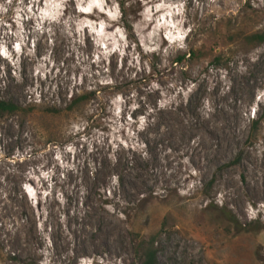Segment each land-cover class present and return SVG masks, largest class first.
<instances>
[{
  "label": "rangeland",
  "instance_id": "rangeland-1",
  "mask_svg": "<svg viewBox=\"0 0 264 264\" xmlns=\"http://www.w3.org/2000/svg\"><path fill=\"white\" fill-rule=\"evenodd\" d=\"M248 3L264 9L0 0V97L115 87L86 119L0 122V264H141L151 240L158 264H264V45L240 42L264 31V13L244 16ZM218 43L225 68L211 64ZM91 115L89 132L67 135Z\"/></svg>",
  "mask_w": 264,
  "mask_h": 264
},
{
  "label": "trees",
  "instance_id": "trees-1",
  "mask_svg": "<svg viewBox=\"0 0 264 264\" xmlns=\"http://www.w3.org/2000/svg\"><path fill=\"white\" fill-rule=\"evenodd\" d=\"M121 5V13L122 17L125 20V14H126V8L124 2L120 3ZM243 15L248 17L252 14H254L252 19L260 18L261 14L264 13V9H258L255 10L251 3H248L247 5L243 6ZM245 20V19H243ZM229 26L227 27L225 25L226 31H236L237 26L232 24V30L230 28L231 20H229ZM234 27V28H233ZM234 29V30H233ZM241 43L246 47H258L264 45V31L262 32H245L243 36H241L240 39ZM213 47H216L214 49L215 55L213 56V59L211 61L212 65H215L218 68H225V55L222 53V50L220 48L219 43L215 44ZM219 47V48H217ZM205 54V47L199 48V49H191L186 53L178 54L173 60L172 65L174 67L182 66L186 63H192L197 62ZM115 90V87L112 86L109 83L106 84H98L97 87H92L89 89H81L79 87H74L71 91L67 92L66 96L62 98V100L58 101V97L55 96V100L50 99V96H45L42 92L39 93L38 96L29 95V99L27 102L22 105L19 102H17L14 99H7L0 97V122L2 121L4 123V130L5 128L6 120L7 119H16L20 118L22 119L23 126L29 119L34 118H43V119H50V120H60L63 118L71 119L75 117H79L82 119H86V116H84V112L87 110L89 106L92 104H101V94H103L107 90ZM52 96V97H53ZM26 98V99H27ZM256 112L254 114L253 120H251V133L252 135H256L259 131L260 124L262 123V118L255 117ZM93 117H89L87 121L86 127L82 129V133L80 132H67V135H70L71 137H77L80 134H86L89 132V130L96 124L98 116L97 115H91ZM79 118V119H80ZM257 118V119H256ZM92 123V126L90 125ZM44 133L48 132V130H43ZM21 138H16L15 140L12 139L11 141V147L19 143L17 140ZM4 139H2V135L0 134V148L1 146H4ZM9 148V146H8ZM4 149L6 151V147L4 146ZM7 152V151H6ZM3 153L5 155L4 157L10 158L11 156L7 153ZM140 253H141V264H158V250L155 247V241L151 240L150 242H141L140 246Z\"/></svg>",
  "mask_w": 264,
  "mask_h": 264
},
{
  "label": "clouds",
  "instance_id": "clouds-1",
  "mask_svg": "<svg viewBox=\"0 0 264 264\" xmlns=\"http://www.w3.org/2000/svg\"><path fill=\"white\" fill-rule=\"evenodd\" d=\"M91 7H92V5L89 4L87 8H83V9H81V10H82V11H90V10H91ZM101 10H103V9H101ZM29 191L31 192V189H29ZM253 215H254V214H253Z\"/></svg>",
  "mask_w": 264,
  "mask_h": 264
},
{
  "label": "bare ground",
  "instance_id": "bare-ground-1",
  "mask_svg": "<svg viewBox=\"0 0 264 264\" xmlns=\"http://www.w3.org/2000/svg\"><path fill=\"white\" fill-rule=\"evenodd\" d=\"M211 155V154H210ZM198 163V162H197ZM175 172V171H174ZM174 180V179H173ZM177 183V182H176ZM262 185V184H261ZM251 190V189H250ZM264 190V189H263ZM231 197V196H230Z\"/></svg>",
  "mask_w": 264,
  "mask_h": 264
}]
</instances>
